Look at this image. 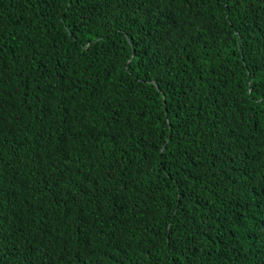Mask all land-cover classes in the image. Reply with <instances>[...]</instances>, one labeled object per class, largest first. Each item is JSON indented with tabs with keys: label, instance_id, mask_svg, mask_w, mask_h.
<instances>
[{
	"label": "trees",
	"instance_id": "16d2710c",
	"mask_svg": "<svg viewBox=\"0 0 264 264\" xmlns=\"http://www.w3.org/2000/svg\"><path fill=\"white\" fill-rule=\"evenodd\" d=\"M0 264H264V0H0Z\"/></svg>",
	"mask_w": 264,
	"mask_h": 264
}]
</instances>
